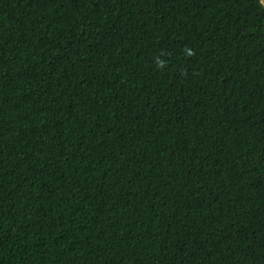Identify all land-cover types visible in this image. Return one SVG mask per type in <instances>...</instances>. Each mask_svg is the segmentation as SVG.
I'll use <instances>...</instances> for the list:
<instances>
[{
	"label": "trees",
	"instance_id": "trees-1",
	"mask_svg": "<svg viewBox=\"0 0 264 264\" xmlns=\"http://www.w3.org/2000/svg\"><path fill=\"white\" fill-rule=\"evenodd\" d=\"M0 264H264L261 0H0Z\"/></svg>",
	"mask_w": 264,
	"mask_h": 264
},
{
	"label": "water",
	"instance_id": "water-1",
	"mask_svg": "<svg viewBox=\"0 0 264 264\" xmlns=\"http://www.w3.org/2000/svg\"><path fill=\"white\" fill-rule=\"evenodd\" d=\"M262 4L264 5V0H261Z\"/></svg>",
	"mask_w": 264,
	"mask_h": 264
}]
</instances>
